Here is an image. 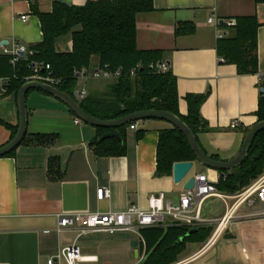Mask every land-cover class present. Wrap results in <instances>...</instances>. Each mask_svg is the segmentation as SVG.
<instances>
[{"label": "crops", "instance_id": "0c3cea01", "mask_svg": "<svg viewBox=\"0 0 264 264\" xmlns=\"http://www.w3.org/2000/svg\"><path fill=\"white\" fill-rule=\"evenodd\" d=\"M94 1L98 0H0V55L4 48L10 51L24 46L28 50L29 46L41 43L42 31L34 9L48 14L55 3L81 7ZM152 7V12L135 17L137 50L164 53L176 81L181 115L187 113L188 94H206L199 107L203 131L196 138L208 156L231 160L239 152L246 130L257 123L255 113L264 84V3L152 0ZM21 17H26V21L22 22ZM243 17H255L260 25L256 32V75H239L235 65L223 63L216 51L218 40L228 37L229 28L235 25L234 19ZM209 18L213 23L207 22ZM189 24L193 26L192 33L174 34L179 25L188 28ZM57 48L69 52V37L59 40ZM97 65V59L92 58L89 68L78 77L75 92L84 91L86 97L106 90L109 80L92 77L99 70ZM25 99V136L49 135L54 137V143L19 145L12 156L0 158V264H46L50 257L73 244L87 259L82 264H129V259L134 258L137 261L132 264H141L146 258L141 234L139 238L132 233L129 238L124 234L130 232L80 236L72 229L58 232V216L118 212L133 205L145 211L149 195L159 192L176 203L183 183L175 185L172 176L157 173L155 154L158 132L171 125L150 119L136 122L135 129L127 127L125 131V156L100 158L91 145L98 137L95 127L75 124L74 114L45 93L29 91ZM232 120H238V128L230 129ZM18 121L16 96L3 95L0 148L11 140L8 127H17ZM141 131L144 133L137 139L136 134ZM50 160L57 164L51 170ZM192 167L191 175L206 174L211 181L218 182V172L196 161ZM103 188L110 191V196L98 201L96 191ZM218 201L222 204L220 212L204 217L223 216L231 202ZM246 215L248 211L240 208L215 243L205 248V242L192 250L193 244H189L172 264H264V217ZM96 234H107L108 238L101 240ZM134 241L136 248L132 247Z\"/></svg>", "mask_w": 264, "mask_h": 264}, {"label": "trees", "instance_id": "16d2710c", "mask_svg": "<svg viewBox=\"0 0 264 264\" xmlns=\"http://www.w3.org/2000/svg\"><path fill=\"white\" fill-rule=\"evenodd\" d=\"M254 2L264 3V0ZM153 10L152 0H98L87 2L81 7L55 3L48 14L39 13L34 9L42 31L41 43L29 46L26 57L20 59L14 67L9 64V56L0 55V79L3 80L5 89L3 95L16 96L25 84V78L31 74V70L27 68L29 64H48L50 71L42 68L41 75L53 78L56 82L54 87L74 98L80 109L91 117L98 120H116L135 112L160 110L178 117L196 138L197 134L203 131L199 107L206 94H188L185 97L187 113L181 115L178 110L179 97L174 76L169 70L156 74L148 67L158 61H165L164 53L158 50L141 52L136 48L135 17ZM234 21L236 23L229 28L228 37L218 40L217 54L223 63L235 65L239 75H256V32L260 25L255 17L235 18ZM192 31L191 24L188 28L179 25L174 34L185 35ZM65 37L71 40L69 52L57 48L59 40ZM92 58L97 59L99 69L106 67L112 73L121 69V75L115 80H109L106 90L100 95L87 94L84 99H79L74 96L78 74L81 70L89 68ZM133 69L135 75L130 76ZM261 88L263 90L260 91L255 113L257 123L264 121V84ZM134 123L117 127L120 140L105 139L99 142L98 138L108 130L96 128L98 137L91 144L94 154L100 158L125 156V131ZM16 128L8 127L11 130V139L15 136ZM143 133L138 132L136 138H141ZM157 139L155 154L159 175L172 176V165L175 162L196 161L186 139L175 127L160 130ZM53 143V136L30 135L25 136L20 145L44 146ZM13 152L1 157L12 156ZM53 167H57L56 160H50L49 169ZM263 172L264 130L257 135L240 165L231 171L218 172L220 175L216 189L218 192L234 195ZM211 231L212 228L206 226L191 232L188 228L178 225L141 230L146 255L141 264H172L178 261L188 244L205 243Z\"/></svg>", "mask_w": 264, "mask_h": 264}, {"label": "built area", "instance_id": "2783aa9c", "mask_svg": "<svg viewBox=\"0 0 264 264\" xmlns=\"http://www.w3.org/2000/svg\"><path fill=\"white\" fill-rule=\"evenodd\" d=\"M20 20L25 22L26 17H21ZM207 22L213 23L212 18H209ZM27 51L24 46H18L10 51L4 48L3 54L10 57L9 64L14 67L20 59L26 57ZM20 53H23V55L21 56ZM148 67L156 74L166 73L169 70V66L165 61H158ZM27 68L31 70V74L25 78V83L35 81L41 84L55 85L56 82L53 78L40 73L42 68L50 71L48 64H29ZM84 72L85 70L83 69L78 75L81 76ZM120 75L121 69H117L112 73L108 68L102 67L95 71L92 77L95 79L115 80ZM134 75L135 69L130 71V76ZM260 91L262 90L260 89ZM4 93L5 89L3 85H0V98ZM76 97L84 99L85 92H77ZM74 123L80 124L81 121L75 117ZM136 126V124H131L130 130L135 129ZM238 127V120H232L230 129ZM194 181L195 187L189 191H183L176 203L169 202L164 192H159L149 195L148 208L145 211L133 205L124 211L118 212L62 214L58 216L57 231L72 229L78 232V236L99 232H106L110 235L119 232H130L136 233L140 238V231L148 228H167L178 225L189 230H196L200 227L211 226L213 229L204 245L206 248V246L212 245L218 240L240 208L248 211L246 218L264 217V172L246 188L234 193V195L218 192L216 189L217 183L211 181L206 174L195 175ZM109 196L110 191L108 189L103 188L96 191V199L98 201L108 199ZM208 199H220L224 204H226V201L231 203L220 218H207L203 217L202 207ZM86 260V258L82 257L80 248L73 244L63 249L56 256L50 257L46 264H82ZM178 264L182 263L179 262Z\"/></svg>", "mask_w": 264, "mask_h": 264}, {"label": "water", "instance_id": "95a60500", "mask_svg": "<svg viewBox=\"0 0 264 264\" xmlns=\"http://www.w3.org/2000/svg\"><path fill=\"white\" fill-rule=\"evenodd\" d=\"M220 24H223V22L220 21ZM20 54L21 56L23 55V53ZM29 91H39L41 93L49 95L53 99H58L83 124H88L95 128H103L108 130L107 132L103 133L101 137L98 138L99 142H102V140L105 139L120 140V135L116 130L117 127H119L120 125H128L131 122L136 123L149 119L166 122L167 124H170L173 128L175 127L180 131V133L186 139L191 152L194 153L196 162L201 164L203 167H206L215 172L231 171L233 170V168L240 165L245 160L248 153V149L252 145L257 135L264 130V121L256 123L246 132L239 152L231 160L217 161L212 159L205 152H203L200 148L197 138L194 137L191 130L185 124H183L178 117H176L175 115L173 116L168 112L160 110H145L142 112L132 113L128 116L116 120H98L83 112L74 98L69 97L65 93L61 92L58 88L45 83L41 84L39 82L29 81L28 83L23 84V86L18 90L16 94L17 113L19 114V121L16 128L17 131L15 133V136L6 145L1 146L0 158L1 156H4L14 151L15 148H17L21 144V141L26 135L27 114L25 97ZM74 96H77V92L74 93ZM192 165L193 161L175 162V164L172 165V182H174L175 185L183 183V191H189L190 189H193L195 187L194 175L190 174L193 168ZM193 231L194 230H191V232ZM191 232L189 234H191ZM136 246L137 242L134 241L132 243V247L136 248Z\"/></svg>", "mask_w": 264, "mask_h": 264}, {"label": "rangeland", "instance_id": "374dc122", "mask_svg": "<svg viewBox=\"0 0 264 264\" xmlns=\"http://www.w3.org/2000/svg\"><path fill=\"white\" fill-rule=\"evenodd\" d=\"M222 208V204L221 203H219V201L218 200H214V199H208V200H206L205 201V203H204V205H203V207H202V210H203V217L205 216V215H207V216H210V217H213V216H216L217 214H218V212H220V209ZM110 235V234H109ZM125 236H127V237H129V238H132L133 237V234L132 233H125L124 234ZM210 235V234H209ZM95 236H97V237H99L101 240H105V239H107L108 238V235L107 234H105V235H102V234H96ZM207 239V238H206ZM80 244H83V243H81V242H79ZM193 245L192 246H190L191 248V250L194 248V247H198L199 245H201V243H198V242H194V243H192ZM189 245V244H188ZM184 251H186V248H185V250ZM183 251V252H184ZM182 252V253H183ZM181 253V254H182ZM135 261H137V259H129V264H132V263H134ZM126 263H128V261L126 262Z\"/></svg>", "mask_w": 264, "mask_h": 264}]
</instances>
